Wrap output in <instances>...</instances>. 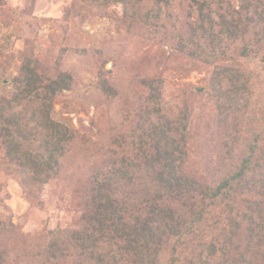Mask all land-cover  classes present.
I'll return each instance as SVG.
<instances>
[{
  "label": "trees",
  "instance_id": "obj_1",
  "mask_svg": "<svg viewBox=\"0 0 264 264\" xmlns=\"http://www.w3.org/2000/svg\"><path fill=\"white\" fill-rule=\"evenodd\" d=\"M189 1L187 29L176 30L167 27L179 7L173 0H73L80 17L120 6L122 22L165 28L182 56L213 66L204 84H185L172 103L165 76L143 73L141 104L128 105L125 131L111 145L96 140L88 167L79 143L91 138L65 115L79 112L68 100L81 85L66 59L47 72L41 64L49 61L32 51L16 75L0 73V240L27 238L6 214L8 179L40 206L74 198L79 214L29 242L21 252L28 264H264V4L240 0L236 10L228 0L216 15L204 9L213 0ZM242 12L250 40L234 14ZM2 40L0 57L12 48L8 34ZM104 66L86 88L114 100L119 88Z\"/></svg>",
  "mask_w": 264,
  "mask_h": 264
},
{
  "label": "rangeland",
  "instance_id": "obj_2",
  "mask_svg": "<svg viewBox=\"0 0 264 264\" xmlns=\"http://www.w3.org/2000/svg\"><path fill=\"white\" fill-rule=\"evenodd\" d=\"M152 1L145 0V5H151ZM213 2L211 6L206 4L204 9L207 12L212 10L217 15L226 8L228 0ZM260 2L264 4V0ZM189 3V0H173L174 7H179L171 12L167 27L172 28V23L176 30L187 29L185 22ZM72 4L73 0H0V40L3 34H8L12 46L2 52L0 73L16 75L22 55L32 51L49 61L46 65L44 62L41 64L47 72L53 70L56 58L66 59L65 67L76 71L81 85L68 100L70 103H78L79 112L65 115L72 117L81 135L85 134L86 140L91 138L92 145L88 146L87 142L79 143L80 163L87 166L92 154L90 151L97 145L96 140L104 139L111 145V135L116 130L125 131L122 121L126 108L128 105L138 107L144 95L140 84L143 73L153 71L157 75L165 76V95L172 103L185 84H204L211 75L213 66L195 63L182 56L179 44L177 46L173 41L174 34L165 33V28L153 30L145 25H129L122 22L118 18L121 13L120 6L103 8L102 11L96 9L95 13L83 14V17H80L77 13L81 10H71ZM232 4L236 10L240 9V0H232ZM115 12L118 13L116 17L113 16ZM234 14L240 19L246 39H252L254 28L251 23L246 24L250 22L249 12ZM87 32L90 35L99 33L100 36L97 39L89 37ZM162 32L164 34H161ZM28 41L31 42L30 45L27 44ZM79 45H93L95 51L83 54L85 51L82 53ZM101 64H105L104 70L112 71L113 79L117 82L119 94L114 100L104 98L98 92L86 88L93 82L94 71H98ZM57 109H61L60 104ZM87 171L88 168L84 169L82 174L85 175ZM53 188L55 193V187ZM8 189L9 194L5 199L6 214L11 217L18 230L27 235V242H18L11 234L3 235L0 240V254L6 256L0 259V262L28 264L27 258L21 257V252L27 250L29 242L36 245L46 229L71 226L77 222L79 214L74 211L76 201L74 198L65 201L59 197L40 206L27 200L15 180L8 179ZM8 257L14 261L6 259Z\"/></svg>",
  "mask_w": 264,
  "mask_h": 264
}]
</instances>
